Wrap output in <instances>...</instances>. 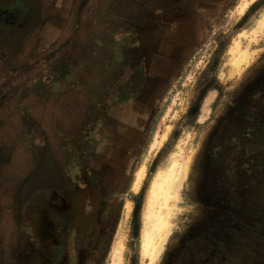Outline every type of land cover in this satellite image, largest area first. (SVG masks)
I'll use <instances>...</instances> for the list:
<instances>
[{
    "label": "rangeland",
    "instance_id": "rangeland-1",
    "mask_svg": "<svg viewBox=\"0 0 264 264\" xmlns=\"http://www.w3.org/2000/svg\"><path fill=\"white\" fill-rule=\"evenodd\" d=\"M22 1L39 23L0 31V263L38 261L49 233L46 264H113L118 241L121 264H149L148 189L180 147L192 159L153 264H264V0ZM239 38L256 60L229 77Z\"/></svg>",
    "mask_w": 264,
    "mask_h": 264
},
{
    "label": "bare ground",
    "instance_id": "bare-ground-1",
    "mask_svg": "<svg viewBox=\"0 0 264 264\" xmlns=\"http://www.w3.org/2000/svg\"><path fill=\"white\" fill-rule=\"evenodd\" d=\"M253 1L242 0L237 10L242 13ZM257 26L259 28L264 27V14L257 20ZM256 31V28L252 30L254 33ZM244 35H246L245 32L241 33L239 37ZM240 39H236L229 49L230 63L233 65L229 77H242L244 70L249 68L256 60V51L247 47L242 48ZM170 129L171 126H168L165 134L160 135L157 133L155 135L150 146L151 152L160 148L167 139ZM191 159L192 156H183L182 149L179 147L177 151L171 154L166 165L157 171L150 182L144 210L145 225L141 238L142 252L149 258V264H153L158 259L164 250L168 238L172 234L174 228L172 219L177 211L180 210L179 203L182 200L181 190L189 171ZM146 177V165L142 163L135 172L132 183V190L134 192L141 189ZM132 204L131 200L126 201L125 213L127 215L133 209ZM123 249V242L118 241L113 251V264H121Z\"/></svg>",
    "mask_w": 264,
    "mask_h": 264
},
{
    "label": "flooded vegetation",
    "instance_id": "flooded-vegetation-1",
    "mask_svg": "<svg viewBox=\"0 0 264 264\" xmlns=\"http://www.w3.org/2000/svg\"><path fill=\"white\" fill-rule=\"evenodd\" d=\"M15 2H19L18 5L15 7H12L10 9H2L0 8V31H4V29L7 30V32H10V31H13L15 29L21 31L15 38H6L7 41H13L14 39L16 38H19L18 36H22L24 33H26V31H28V29L32 26H34L37 22L39 23V21L37 20L38 17H37V13L35 12V16L33 18V10L30 9L27 4L25 2H23L22 0H17ZM59 3L61 2V0L58 1ZM66 0H62V3L65 4ZM54 9V8H53ZM47 20V19H46ZM28 25V26H27ZM27 26V27H26ZM44 26V25H43ZM4 27V28H3ZM40 30V28L38 29V31ZM33 32V31H32ZM166 32V31H165ZM166 34V33H165ZM171 35V33H170ZM12 35H10L9 37H11ZM4 37V36H3ZM6 37V36H5ZM9 39H12V40H9ZM61 55V54H60ZM63 57L61 56L60 59H62ZM262 80L257 82L255 85H253V88L257 89V90H261L263 92V97L264 98V76L263 78H261ZM132 87L134 88L135 87V84L133 83L131 85V89ZM260 98V97H259ZM261 98V99H262ZM41 166H42V163H40L38 166H36L35 168V172L37 173L38 171L42 170L41 169ZM9 169V168H8ZM7 169V170H8ZM88 174H91L90 172ZM56 181L54 180L53 183H50V184H47V185H51L53 186L54 183ZM25 184L24 181H22V183L19 185V188H18V194H17V199L19 198V195H20V190L22 189V187H24L23 185ZM92 196V195H91ZM96 196V195H95ZM94 196V197H95ZM83 220L79 221L77 219V223H76V229L73 231V234H79L76 235V241H77V244L79 242L80 243H84L87 241V238L86 239V234H88V232H84V227L82 226L83 224ZM49 233H46L43 237L44 241H45V244H42V240L39 242V246L36 247V249H38L39 247V251H40V257L38 258V261H35L34 260V263L32 264H46V263H43V260L46 256H49L51 254V248L53 247L52 246V240L49 239V235H47ZM86 239V240H85ZM83 245V244H82ZM81 246V245H80ZM2 250L0 251V259L2 260L3 257H4V254H3V251H5L7 249V243L4 242L3 246H2ZM44 257V258H43ZM25 264H28L29 261H28V258H26L24 261H23ZM1 264V263H0ZM8 264V262H7ZM22 264V263H21Z\"/></svg>",
    "mask_w": 264,
    "mask_h": 264
},
{
    "label": "water",
    "instance_id": "water-1",
    "mask_svg": "<svg viewBox=\"0 0 264 264\" xmlns=\"http://www.w3.org/2000/svg\"><path fill=\"white\" fill-rule=\"evenodd\" d=\"M18 3L19 2H8V3H6L5 5H3V6H1L0 8H4V9H10V8H12V7H14V5H15V7L18 5Z\"/></svg>",
    "mask_w": 264,
    "mask_h": 264
},
{
    "label": "crops",
    "instance_id": "crops-1",
    "mask_svg": "<svg viewBox=\"0 0 264 264\" xmlns=\"http://www.w3.org/2000/svg\"><path fill=\"white\" fill-rule=\"evenodd\" d=\"M4 236V235H3Z\"/></svg>",
    "mask_w": 264,
    "mask_h": 264
},
{
    "label": "trees",
    "instance_id": "trees-1",
    "mask_svg": "<svg viewBox=\"0 0 264 264\" xmlns=\"http://www.w3.org/2000/svg\"><path fill=\"white\" fill-rule=\"evenodd\" d=\"M90 237V236H89Z\"/></svg>",
    "mask_w": 264,
    "mask_h": 264
}]
</instances>
